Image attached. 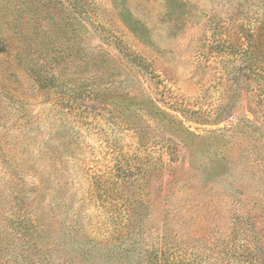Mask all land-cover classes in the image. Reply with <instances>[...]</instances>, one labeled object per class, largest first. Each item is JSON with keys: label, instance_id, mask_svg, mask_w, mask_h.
Here are the masks:
<instances>
[{"label": "rangeland", "instance_id": "374dc122", "mask_svg": "<svg viewBox=\"0 0 264 264\" xmlns=\"http://www.w3.org/2000/svg\"><path fill=\"white\" fill-rule=\"evenodd\" d=\"M0 264H264V0H0Z\"/></svg>", "mask_w": 264, "mask_h": 264}]
</instances>
